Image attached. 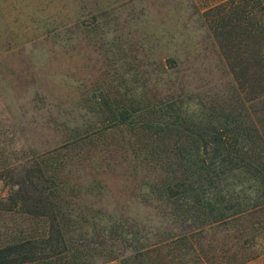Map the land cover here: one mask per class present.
Here are the masks:
<instances>
[{
  "label": "rangeland",
  "instance_id": "obj_1",
  "mask_svg": "<svg viewBox=\"0 0 264 264\" xmlns=\"http://www.w3.org/2000/svg\"><path fill=\"white\" fill-rule=\"evenodd\" d=\"M218 1L0 0V246L39 240L47 219L29 211L68 212L63 236L84 244V264H142L137 237L179 229L168 204L141 202L163 162L142 163L135 129L182 117L189 126L226 105L251 115L207 26L204 10ZM37 158L46 186L61 172L73 183L40 210L21 195L27 174L40 185ZM42 247L34 241L35 254ZM243 264H264V242Z\"/></svg>",
  "mask_w": 264,
  "mask_h": 264
},
{
  "label": "trees",
  "instance_id": "obj_2",
  "mask_svg": "<svg viewBox=\"0 0 264 264\" xmlns=\"http://www.w3.org/2000/svg\"><path fill=\"white\" fill-rule=\"evenodd\" d=\"M204 14L226 69L246 94L242 102L254 110L243 115L237 108L218 106V114H204L196 124L187 126L182 117L186 127L163 120L135 129V145L149 154L139 156L142 163L163 162L162 177L144 183L146 191L138 190L141 202L168 204L170 229L179 226L175 233L135 239V260L142 264H243L258 255L264 242V0H220ZM156 105L162 106L160 101ZM167 106L174 108L172 102ZM115 122L123 123L122 117ZM38 158L34 167L40 185L32 184L33 175L27 174L29 187L21 195L34 208H49L50 196L63 201L59 192L72 179L61 172L55 186H46V168ZM29 214L47 219L39 240L20 238L0 246V264H84L76 255L80 239L63 236L68 212L59 217L44 211ZM34 241L43 245L36 254Z\"/></svg>",
  "mask_w": 264,
  "mask_h": 264
}]
</instances>
